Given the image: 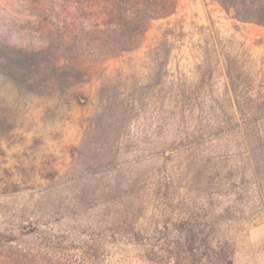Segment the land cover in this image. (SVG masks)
<instances>
[{"label":"rangeland","instance_id":"374dc122","mask_svg":"<svg viewBox=\"0 0 264 264\" xmlns=\"http://www.w3.org/2000/svg\"><path fill=\"white\" fill-rule=\"evenodd\" d=\"M30 1L0 5L27 18ZM177 2L174 16L151 23L141 48L87 61L79 82L38 94L0 68V106L17 121L0 129V264H147L140 253H119L116 205L126 194L117 186L145 181L157 160L152 152H168L169 119L160 103L152 107L163 83L189 89L207 70L197 104H233L243 116H213L196 146L180 151L214 152L206 173L214 190L204 191L208 204L195 214L226 219L220 226L233 244L232 264H264V27L237 22L214 0ZM164 41L171 49L165 69ZM176 182L184 213L188 182Z\"/></svg>","mask_w":264,"mask_h":264},{"label":"trees","instance_id":"16d2710c","mask_svg":"<svg viewBox=\"0 0 264 264\" xmlns=\"http://www.w3.org/2000/svg\"><path fill=\"white\" fill-rule=\"evenodd\" d=\"M214 1L237 22L264 27V0ZM28 4L33 15L27 18L0 5V68L38 94L49 85L81 81L87 61L110 59L141 48L151 23L169 19L178 7L177 0H32ZM159 50L165 69L171 49L164 41ZM207 74L209 77L189 89L163 83L154 96V111L160 103L169 119L165 124L168 152H152L157 160L145 181L127 188L117 186L126 194V200L116 205L121 218L115 237L121 255L140 253L141 262L147 264H232L233 244L220 226L226 219L214 213L210 220L195 214L197 207L208 204L204 200L209 195L204 191L214 190L206 175L214 152H180L196 146L213 116L225 111L243 116V108L235 109L233 104L228 110L197 104L206 94L212 71L207 70ZM228 74L233 81L239 79L232 70ZM229 98L232 100L230 93ZM16 126V118L0 106V129L11 131ZM182 178L188 182L185 202L189 208L178 213L175 183ZM199 186H203L202 191ZM102 188L96 191L104 193ZM191 192L196 195L191 196ZM127 201L131 209L126 212ZM122 210L130 220H122ZM118 264H126L125 259L119 258Z\"/></svg>","mask_w":264,"mask_h":264},{"label":"crops","instance_id":"0c3cea01","mask_svg":"<svg viewBox=\"0 0 264 264\" xmlns=\"http://www.w3.org/2000/svg\"><path fill=\"white\" fill-rule=\"evenodd\" d=\"M178 8V7H177ZM174 16V15H173ZM166 20H168V19H166ZM154 22V21H153ZM250 24V23H249Z\"/></svg>","mask_w":264,"mask_h":264}]
</instances>
